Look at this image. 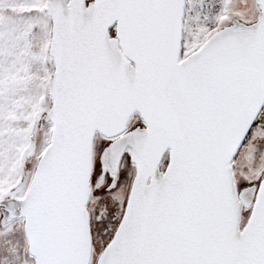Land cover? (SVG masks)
Returning <instances> with one entry per match:
<instances>
[{
  "label": "snow or ice",
  "instance_id": "snow-or-ice-1",
  "mask_svg": "<svg viewBox=\"0 0 264 264\" xmlns=\"http://www.w3.org/2000/svg\"><path fill=\"white\" fill-rule=\"evenodd\" d=\"M0 264H264V0H0Z\"/></svg>",
  "mask_w": 264,
  "mask_h": 264
}]
</instances>
